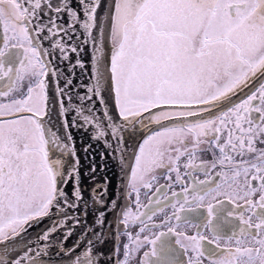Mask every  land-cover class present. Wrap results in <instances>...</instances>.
I'll return each mask as SVG.
<instances>
[{
  "label": "snow or ice",
  "instance_id": "obj_1",
  "mask_svg": "<svg viewBox=\"0 0 264 264\" xmlns=\"http://www.w3.org/2000/svg\"><path fill=\"white\" fill-rule=\"evenodd\" d=\"M65 260L264 264V0H0V264Z\"/></svg>",
  "mask_w": 264,
  "mask_h": 264
},
{
  "label": "water",
  "instance_id": "obj_2",
  "mask_svg": "<svg viewBox=\"0 0 264 264\" xmlns=\"http://www.w3.org/2000/svg\"><path fill=\"white\" fill-rule=\"evenodd\" d=\"M83 84L88 83V78L86 76H80L79 73H77L76 78L74 79V84ZM81 92H83V89H80ZM85 132L87 129L84 130ZM74 135L76 136V147L79 148L81 143H87L88 137L84 135V132H78L74 130ZM97 161L99 162V156L96 157ZM83 162V161H82ZM115 183V181H114ZM44 227V225H41L40 227H37L35 229H32L29 231L28 236L30 237V240L35 242L38 234L40 233L41 229ZM53 262H55L58 258L53 256L52 257ZM62 264H68V262L65 260L62 262Z\"/></svg>",
  "mask_w": 264,
  "mask_h": 264
},
{
  "label": "flooded vegetation",
  "instance_id": "obj_3",
  "mask_svg": "<svg viewBox=\"0 0 264 264\" xmlns=\"http://www.w3.org/2000/svg\"><path fill=\"white\" fill-rule=\"evenodd\" d=\"M198 175H199V178H200V179H203V178H204V176H203L202 173H200V174H198ZM165 183H167V181H165L163 178H160V179H159V184H165ZM156 186H158V185H156ZM153 190H154V189H153ZM173 190L179 191V190H180V189H179V185L175 186V188H174ZM146 191H147V190H143V189H142V191H141V201H142L143 203H147V194H146ZM149 194H150V193H149Z\"/></svg>",
  "mask_w": 264,
  "mask_h": 264
}]
</instances>
